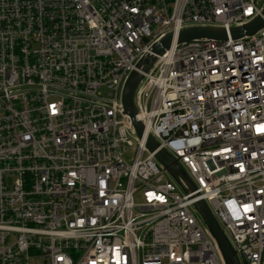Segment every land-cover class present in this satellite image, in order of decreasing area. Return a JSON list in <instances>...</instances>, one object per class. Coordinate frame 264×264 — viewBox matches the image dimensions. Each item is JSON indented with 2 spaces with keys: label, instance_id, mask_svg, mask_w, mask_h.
<instances>
[{
  "label": "built area",
  "instance_id": "built-area-1",
  "mask_svg": "<svg viewBox=\"0 0 264 264\" xmlns=\"http://www.w3.org/2000/svg\"><path fill=\"white\" fill-rule=\"evenodd\" d=\"M263 8L0 0V264H225L200 199L239 264H264V26L228 33ZM191 27L227 38L177 43ZM168 33L170 48L139 71ZM132 71L141 139L121 112ZM149 135L194 192L146 150Z\"/></svg>",
  "mask_w": 264,
  "mask_h": 264
},
{
  "label": "water",
  "instance_id": "water-1",
  "mask_svg": "<svg viewBox=\"0 0 264 264\" xmlns=\"http://www.w3.org/2000/svg\"><path fill=\"white\" fill-rule=\"evenodd\" d=\"M264 26V8L261 11V16L256 17L250 23H247L241 27L231 28L229 34L233 40L244 36H251L255 34L256 31L261 29ZM177 43H187L191 40H200V39H212L215 41L226 40L227 34L221 29H215L210 27H191L181 29L176 34ZM174 36L171 33H168L161 39L157 44H154L151 48L152 55H147L143 60L139 61L136 65L137 69L141 72L146 73L155 62V56H161L165 50L170 48V45L173 41ZM142 79L141 74L138 71H132L125 81L124 88L122 90V108L121 112L123 115L128 117L132 122L131 126L136 133L138 139L142 138L144 133L143 124L136 119L137 111L135 104V91L140 84ZM145 148L149 153H154L155 160L159 165L166 171L168 176L180 186L182 191L185 194L195 191L194 185L191 183L189 176L178 164V162L165 150L160 148L157 141H155L151 135L147 136L145 139ZM195 213H197L205 226L208 229L210 235L217 243L221 257L224 260L225 264H239L238 258H236L235 252L233 250L232 244L229 242L222 228H220L218 222L216 221L213 214L210 213V210L206 202L202 199L196 201L193 205Z\"/></svg>",
  "mask_w": 264,
  "mask_h": 264
},
{
  "label": "rangeland",
  "instance_id": "rangeland-1",
  "mask_svg": "<svg viewBox=\"0 0 264 264\" xmlns=\"http://www.w3.org/2000/svg\"><path fill=\"white\" fill-rule=\"evenodd\" d=\"M125 157H126V160H128V161H130V160H132V158L134 157L133 156V152L131 151V149H129L128 151H127V153L125 154ZM138 196L139 195H136V197H135V200H137L138 199ZM30 264H39V262H31Z\"/></svg>",
  "mask_w": 264,
  "mask_h": 264
}]
</instances>
